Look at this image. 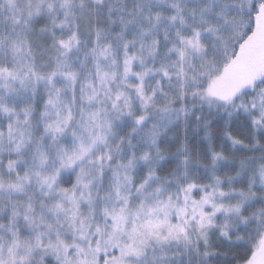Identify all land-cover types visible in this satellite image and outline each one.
<instances>
[{"label": "snow or ice", "instance_id": "1", "mask_svg": "<svg viewBox=\"0 0 264 264\" xmlns=\"http://www.w3.org/2000/svg\"><path fill=\"white\" fill-rule=\"evenodd\" d=\"M0 264H264V0H0Z\"/></svg>", "mask_w": 264, "mask_h": 264}]
</instances>
